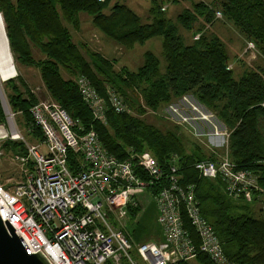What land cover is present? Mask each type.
Here are the masks:
<instances>
[{
  "label": "trees",
  "instance_id": "16d2710c",
  "mask_svg": "<svg viewBox=\"0 0 264 264\" xmlns=\"http://www.w3.org/2000/svg\"><path fill=\"white\" fill-rule=\"evenodd\" d=\"M149 1L151 22L147 24L127 5L114 0H0V14L14 62L39 70L49 99L67 111L80 133L94 132L104 150L119 161L142 152H149L163 164L170 156H178L182 182L195 184L201 214L214 228L225 256L233 264H264V219L248 213L246 206L239 207V201L227 197L217 180L205 179L192 168L198 161H215L214 155L206 157L198 146L197 151L187 152L176 132H162L130 112L116 114L109 110L105 123L94 120L74 80L87 78L103 96L111 87L123 97L127 108L138 114L145 112L138 104L141 100L149 110L156 111L176 99L193 97L232 130L229 159L237 169L255 177L264 193V66L249 69L235 80L233 70L227 68L226 48L219 37L207 33L218 20V12L264 58V0H210L209 4L189 0L191 7L174 22L165 17L162 0ZM81 13L90 17L102 36L125 49L160 38L164 73L152 52L144 55V64L134 72L115 69V61L95 51L86 57L85 47L75 44L70 33L80 30ZM195 25H199L197 29ZM181 28L193 34L192 44L185 43L179 34ZM196 35L199 39L193 38ZM63 73L70 78H64ZM15 80L17 85L14 80L5 81L4 86L11 91L5 93V102L11 113L21 115L26 128H33L29 109L41 98L20 75ZM4 121L0 103V124ZM32 135L39 141L42 138L36 128ZM0 147L10 156L25 154L21 142L8 140ZM237 207L242 213L236 212ZM139 221L132 229L133 240H153L151 233L137 235ZM195 261L212 264L204 255Z\"/></svg>",
  "mask_w": 264,
  "mask_h": 264
},
{
  "label": "built area",
  "instance_id": "2783aa9c",
  "mask_svg": "<svg viewBox=\"0 0 264 264\" xmlns=\"http://www.w3.org/2000/svg\"><path fill=\"white\" fill-rule=\"evenodd\" d=\"M248 48L255 47L250 43ZM75 84L94 120L105 123L109 110L128 112L123 97L111 87L103 96L85 77ZM2 108L0 144L21 142L25 154L12 156L21 169L20 181L6 189L0 184V219L13 227L31 254L40 252L50 264H180L202 255L212 264H233L201 214L195 184L182 182L178 156L163 164L142 152L119 161L94 132L80 133L67 111L50 99H40L29 109L33 128L42 134L40 141L34 137L37 144L29 143L6 102ZM33 128H27L28 135ZM42 146L45 153L39 151ZM192 168L205 179L217 180L232 200L250 201L258 190L255 177L237 169L227 152ZM152 202L159 236L134 241L128 228L134 230Z\"/></svg>",
  "mask_w": 264,
  "mask_h": 264
},
{
  "label": "rangeland",
  "instance_id": "374dc122",
  "mask_svg": "<svg viewBox=\"0 0 264 264\" xmlns=\"http://www.w3.org/2000/svg\"><path fill=\"white\" fill-rule=\"evenodd\" d=\"M120 1V3L127 5L131 8L135 14H137L142 23L147 24L151 22L149 18V0H114ZM163 8L165 9V17L171 19L173 22L176 20L180 13L191 7L189 0H162ZM175 1V2H173ZM198 1V0H197ZM202 1V0H200ZM209 4L210 0H204ZM220 17L218 20L214 21L213 25L207 30L208 34L216 35L219 37L224 48L227 50L229 59V69L233 70V77L238 80L239 77L243 75L244 72L249 71V69H256V67L264 66V58H262L257 52L256 48L249 49L248 45L252 42L245 41L242 36L239 35L238 31L235 30L227 21L222 19V16L216 12V16ZM81 27L79 31L70 30L72 35V40L75 44L79 46H84V55L88 57V52H98L103 57L115 61V69L125 68L129 71H137L144 63V55L146 53L152 52L156 57H158L160 64V72L164 73L166 63L163 60L161 44L162 40L160 38L150 39L144 44H137L132 49H125L120 45L108 40L106 37L102 36L91 24L90 17L86 14H80ZM199 25L194 27L197 29ZM179 34L183 36L186 44H192L193 39L190 32H186L182 28L179 29ZM199 37V35H196ZM195 36V37H196ZM193 37V38H195ZM199 39V38H198ZM253 44V43H252ZM254 47V45H253ZM11 55V54H10ZM33 56L38 58L36 50H33ZM12 58V57H11ZM13 60V58H12ZM14 69H16V75L11 78L17 85L16 79L17 74L25 81L30 90L34 91L39 98L48 99V94L44 89L42 79H40L39 70L35 68L24 67L13 60ZM63 77L69 79L65 73ZM76 77L74 80H76ZM5 82L0 81V91L2 92L4 98L5 93H11L8 86H4ZM139 106L145 111L138 114L136 111L128 108V113L132 114L138 119H142L148 125L154 126L160 129L162 132H176L178 136L183 140V144L187 152L197 151L198 146L201 151L209 157L214 155L216 160H219L223 155L229 153L228 141L232 130L224 126L216 115H214L208 109L206 110L202 105L198 104L191 96H184L181 99H176L172 103L167 105H162L156 111L149 110L144 106L142 100L138 103ZM15 124L21 135L30 143L37 144L34 139V135L27 134V128L22 122L21 115H16ZM41 153H45L46 150L42 146L39 148ZM4 156L0 157V184L6 189L12 183L18 182L21 169L14 162L12 156L8 155L5 151ZM258 186V184H257ZM259 195H253L250 201H239V207H248V213L252 214L255 218L264 219V193L258 187ZM256 197L255 202L254 199ZM237 207V213H242V210ZM155 204L150 203L147 208L142 211L139 215V226L137 230V235L150 234L153 238L154 235L159 236V229L157 226ZM246 212V211H245ZM129 232L133 234L130 227ZM138 242V241H137ZM191 264H198L195 259L188 261Z\"/></svg>",
  "mask_w": 264,
  "mask_h": 264
},
{
  "label": "water",
  "instance_id": "95a60500",
  "mask_svg": "<svg viewBox=\"0 0 264 264\" xmlns=\"http://www.w3.org/2000/svg\"><path fill=\"white\" fill-rule=\"evenodd\" d=\"M2 20V16L0 14ZM3 25V22H2ZM3 35L5 36L4 25ZM7 47L8 40L5 36ZM9 48V47H8ZM10 51V50H9ZM7 78L5 81H7ZM0 103H5L0 92ZM0 264H50L48 259L40 252L31 254L21 238L15 234L13 227L7 221L2 222L0 219Z\"/></svg>",
  "mask_w": 264,
  "mask_h": 264
},
{
  "label": "bare ground",
  "instance_id": "6f19581e",
  "mask_svg": "<svg viewBox=\"0 0 264 264\" xmlns=\"http://www.w3.org/2000/svg\"><path fill=\"white\" fill-rule=\"evenodd\" d=\"M15 75L16 69H14L13 60L3 35V25L0 18V81L5 82V79L12 78Z\"/></svg>",
  "mask_w": 264,
  "mask_h": 264
},
{
  "label": "crops",
  "instance_id": "0c3cea01",
  "mask_svg": "<svg viewBox=\"0 0 264 264\" xmlns=\"http://www.w3.org/2000/svg\"><path fill=\"white\" fill-rule=\"evenodd\" d=\"M41 99H43V98H41Z\"/></svg>",
  "mask_w": 264,
  "mask_h": 264
}]
</instances>
